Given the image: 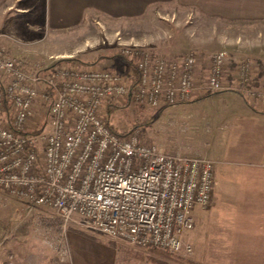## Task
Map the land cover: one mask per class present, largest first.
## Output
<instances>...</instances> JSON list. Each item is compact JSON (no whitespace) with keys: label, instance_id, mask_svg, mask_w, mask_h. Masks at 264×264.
<instances>
[{"label":"built area","instance_id":"built-area-1","mask_svg":"<svg viewBox=\"0 0 264 264\" xmlns=\"http://www.w3.org/2000/svg\"><path fill=\"white\" fill-rule=\"evenodd\" d=\"M27 65L0 45V191L32 210H52L64 231L79 217L110 240L191 253L184 237L195 227L194 210L211 205L215 163L167 153L139 131L116 132L107 108L126 99L160 109L217 92L264 105V90L254 86L260 66L226 52L167 59L144 52L132 87V73L69 59Z\"/></svg>","mask_w":264,"mask_h":264},{"label":"crops","instance_id":"crops-1","mask_svg":"<svg viewBox=\"0 0 264 264\" xmlns=\"http://www.w3.org/2000/svg\"><path fill=\"white\" fill-rule=\"evenodd\" d=\"M151 13L173 16L176 28L208 29L217 35V52L264 65V0H0V45L10 39L41 42L49 33L94 23H139ZM254 82L264 90L263 70ZM211 99L209 125L217 146L201 157L216 165L215 187L210 210L193 213V262L264 264V105L249 104L236 92L210 93L187 104ZM75 235L86 243L78 249L83 256H71V264H160L149 250L127 242L108 239V244Z\"/></svg>","mask_w":264,"mask_h":264},{"label":"rangeland","instance_id":"rangeland-1","mask_svg":"<svg viewBox=\"0 0 264 264\" xmlns=\"http://www.w3.org/2000/svg\"><path fill=\"white\" fill-rule=\"evenodd\" d=\"M174 20L173 16L159 18L151 13L139 23L128 22L111 27L94 23L66 33H49L41 42L10 39L1 46L30 66H50L69 59L81 67L93 65L126 76L133 73V67L144 52L167 59L190 51L204 57L219 51L217 35L200 27L176 28ZM199 40L202 41L197 44ZM126 49L136 50L133 54H126ZM256 64L260 66L259 70L264 71V65ZM209 94L205 93L203 97ZM214 100L194 106L184 103L152 109L125 99L114 104L118 109L111 115L110 125L118 133L130 132L138 126L134 131H139L141 139L156 144L167 153L201 157L217 146L208 116L210 103ZM211 207L212 202L206 211ZM76 222L64 231L52 210H32L0 191V264H71V256L74 260L83 256L80 248L86 243L75 234L84 235L90 241L99 239L102 243L112 244L105 235L82 227L79 224L81 218L76 217ZM191 232L185 237L192 246L191 253L172 255L152 249L149 254L167 264H198L193 262L195 252L191 235L194 232ZM198 232L200 227L195 234Z\"/></svg>","mask_w":264,"mask_h":264},{"label":"trees","instance_id":"trees-1","mask_svg":"<svg viewBox=\"0 0 264 264\" xmlns=\"http://www.w3.org/2000/svg\"><path fill=\"white\" fill-rule=\"evenodd\" d=\"M133 78H132V87H134L137 83L138 80V71L136 69V67H133ZM118 109V107H116L114 104L110 103L108 106V112H107V122L109 124L110 121V117L111 115ZM138 129V126L133 127V129L130 132H133L134 130ZM166 253V252H165ZM160 264H166L165 262L162 261H158Z\"/></svg>","mask_w":264,"mask_h":264}]
</instances>
